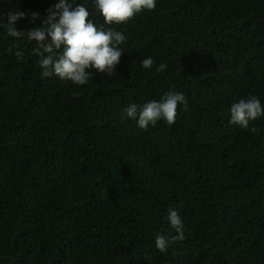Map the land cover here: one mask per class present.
I'll use <instances>...</instances> for the list:
<instances>
[{
  "label": "trees",
  "instance_id": "trees-1",
  "mask_svg": "<svg viewBox=\"0 0 264 264\" xmlns=\"http://www.w3.org/2000/svg\"><path fill=\"white\" fill-rule=\"evenodd\" d=\"M58 2L0 0V18L24 12L27 33ZM111 27L115 75L86 85L43 78L35 41L0 28V264H264V116L229 122L240 99L264 105V0H156ZM169 89L188 100L171 126L122 118ZM169 208L185 239L161 253Z\"/></svg>",
  "mask_w": 264,
  "mask_h": 264
},
{
  "label": "clouds",
  "instance_id": "clouds-1",
  "mask_svg": "<svg viewBox=\"0 0 264 264\" xmlns=\"http://www.w3.org/2000/svg\"><path fill=\"white\" fill-rule=\"evenodd\" d=\"M93 3L95 10L103 17L104 23L100 26L89 19L90 13L83 4L76 0H59L47 10L40 28H33L27 33L17 31L16 22L25 16L20 10L8 12L6 23L0 18V28L5 29L11 37L26 36L28 41H35L32 53L38 57L37 64L43 78L56 76L75 85H86L92 79L93 69L97 73L115 75V68L124 51L122 45L127 41L125 35L111 25L126 24L142 10L156 8V0H93ZM38 15L33 13V20ZM104 25L109 27L105 28ZM6 51L12 54L13 49L9 47ZM15 56L21 58L22 51H16ZM140 64L144 69H151L156 61L149 56ZM166 69L167 65L161 63L155 71L162 73ZM178 105L187 109L185 94L169 89L159 100H151L140 107L135 103L130 104L123 110L122 118L136 121L142 130L155 127L160 120L171 126L176 121ZM261 116H264V105L257 97H248L231 105L229 122L248 129L250 122ZM250 130L255 131V128ZM167 221L176 235H156L155 247L161 253L167 250L169 243L185 239L183 219L177 210L168 209Z\"/></svg>",
  "mask_w": 264,
  "mask_h": 264
}]
</instances>
